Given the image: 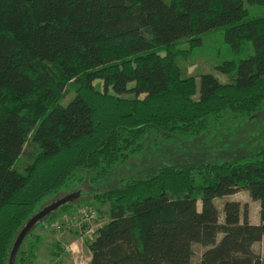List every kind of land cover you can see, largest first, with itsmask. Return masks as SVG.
I'll use <instances>...</instances> for the list:
<instances>
[{
    "label": "trees",
    "instance_id": "obj_1",
    "mask_svg": "<svg viewBox=\"0 0 264 264\" xmlns=\"http://www.w3.org/2000/svg\"><path fill=\"white\" fill-rule=\"evenodd\" d=\"M215 30L244 55L216 66L233 80L183 76L176 42L195 46ZM68 85L74 96L60 104ZM263 105L264 0H0V264L61 189L73 198L35 225L84 208L88 193L109 204L86 242L90 264H264L254 249L264 244V145L251 157L165 164L114 189H80L90 171L96 181L115 172L144 134L197 137ZM30 140L38 152L18 170ZM242 189L259 202L258 223L231 199L220 221L215 200ZM33 227L14 264H32Z\"/></svg>",
    "mask_w": 264,
    "mask_h": 264
},
{
    "label": "rangeland",
    "instance_id": "obj_2",
    "mask_svg": "<svg viewBox=\"0 0 264 264\" xmlns=\"http://www.w3.org/2000/svg\"><path fill=\"white\" fill-rule=\"evenodd\" d=\"M256 9V6H249L250 13L256 12ZM176 47L178 51L175 60L181 69L182 75L193 77L197 83L199 76L204 72L214 74L222 83L231 82L234 73L222 74L217 71L216 66L224 60H237L244 56L240 52L232 51L225 43L222 32L216 30L204 34L198 45L191 46L188 38H184L176 42ZM95 85L98 88L100 87L97 81ZM73 96L74 90L68 85L59 103L66 104ZM120 97L131 98L133 94L126 93ZM140 142L142 148L132 154L126 162L119 164L115 172L110 173L104 179L96 181L97 179L93 178L96 172L90 171L89 182L87 180L83 183V181L80 189L85 190V187L88 186L96 193L105 189H114L123 186L124 181L149 178L158 171L159 167L165 164L251 157L264 145V105L261 111L252 118L241 119V115H226L221 124L212 127L197 137L179 135L165 137L163 134L151 132L150 134H144ZM28 144L27 154L20 157L15 164L18 170H22L25 163L32 161L33 156L38 152L35 143L30 140ZM78 174L87 177V173L83 170H80ZM90 182L93 184H90ZM68 195H70L68 189H61L58 194L44 199L40 203L39 209ZM74 196L77 197L78 194ZM84 198L88 200L86 203L84 202V208H79L73 213H70L73 211L71 210L49 222L42 220L33 227L34 234H40V239L33 248L35 258L32 264H50L52 262L60 264L58 258L55 261L49 258L53 251H63L55 243L60 244L59 240L71 237L70 239H78L86 245L93 232L108 221V203L102 205L95 202L91 199L92 196L89 193L84 195ZM225 199L239 201L242 208L246 206L249 220L256 221L259 217V202L253 201L248 191L242 189L225 198L215 200V204L220 211V221H223L221 209ZM254 249L264 257L263 243L256 244ZM65 251L68 252V249ZM67 252L62 258H64V261L69 262L70 251Z\"/></svg>",
    "mask_w": 264,
    "mask_h": 264
},
{
    "label": "crops",
    "instance_id": "obj_3",
    "mask_svg": "<svg viewBox=\"0 0 264 264\" xmlns=\"http://www.w3.org/2000/svg\"><path fill=\"white\" fill-rule=\"evenodd\" d=\"M249 221L251 223L257 224L259 221V218H257L256 221H252L251 219ZM70 238L66 237V238H63L61 241L59 240L60 244L57 242L58 248L61 247L63 251H61L59 255L58 254L56 255V253H58L59 250L53 251V254H50V256L48 255L50 260L55 261L58 258L60 264H65V263L67 264H90L91 253L88 247L84 245L83 243H81L78 239H70ZM67 249H68V252L65 251ZM263 249H264V244H263ZM66 252L69 253V262L64 261V258H62L64 254H66Z\"/></svg>",
    "mask_w": 264,
    "mask_h": 264
},
{
    "label": "water",
    "instance_id": "obj_4",
    "mask_svg": "<svg viewBox=\"0 0 264 264\" xmlns=\"http://www.w3.org/2000/svg\"><path fill=\"white\" fill-rule=\"evenodd\" d=\"M73 195H68L66 197H63L61 199H58L50 204H48L47 206L43 207L42 209H40L39 211H37L33 216H31L26 223L24 224V226L21 228L20 232L18 233L11 252H10V257H9V264H14V259H15V255L16 252L22 242V240L24 239V237L26 236V234L30 231V229L39 221L41 220L43 217H45L48 213H50L51 211L55 210L57 207H59L60 205L66 203Z\"/></svg>",
    "mask_w": 264,
    "mask_h": 264
},
{
    "label": "built area",
    "instance_id": "obj_5",
    "mask_svg": "<svg viewBox=\"0 0 264 264\" xmlns=\"http://www.w3.org/2000/svg\"><path fill=\"white\" fill-rule=\"evenodd\" d=\"M58 229V228H57Z\"/></svg>",
    "mask_w": 264,
    "mask_h": 264
}]
</instances>
